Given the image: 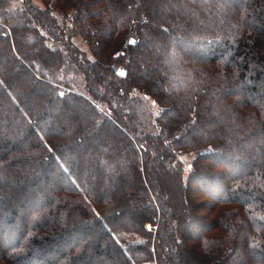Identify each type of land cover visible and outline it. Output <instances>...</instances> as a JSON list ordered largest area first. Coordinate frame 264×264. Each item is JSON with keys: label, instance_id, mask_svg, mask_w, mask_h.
I'll return each instance as SVG.
<instances>
[{"label": "trees", "instance_id": "trees-1", "mask_svg": "<svg viewBox=\"0 0 264 264\" xmlns=\"http://www.w3.org/2000/svg\"><path fill=\"white\" fill-rule=\"evenodd\" d=\"M39 1L0 0V264H264V0Z\"/></svg>", "mask_w": 264, "mask_h": 264}, {"label": "rangeland", "instance_id": "rangeland-1", "mask_svg": "<svg viewBox=\"0 0 264 264\" xmlns=\"http://www.w3.org/2000/svg\"><path fill=\"white\" fill-rule=\"evenodd\" d=\"M36 3L40 5L41 8H44L45 5L42 4L39 0H36ZM67 10L66 12H71L72 10L67 8H53V14H55L56 16L60 17L62 19V14L64 13V11ZM76 42L80 45L83 46V49L86 51L87 56H92V52L89 48V45H86V43L84 44L83 40L80 37H76ZM62 47V46H61ZM63 53H66L65 50H62ZM81 61L84 60L83 56H80ZM85 70L84 69H78V70H74L73 72H70L68 74V77L71 80V84H72V88L82 94H88L87 91V79L85 77L84 74ZM99 84V83H98ZM103 84V83H101ZM99 87H101V85H98ZM61 94L64 93V90H61L60 92ZM99 107L103 110L106 109V104L104 102L101 101V103L98 104ZM158 112V107L156 105V103L150 99V98H145L142 97V101L141 102H137L136 103V113L138 114V121L141 125V127H143V129L145 131H154L155 127H154V123H155V116ZM183 160H188V162L186 163V165L184 166V175L183 178L186 181L187 176H188V172L190 170V165H189V161L190 159H188V156H182ZM123 223H127L125 220V217L122 219ZM151 224H147L146 227L149 230L151 228Z\"/></svg>", "mask_w": 264, "mask_h": 264}, {"label": "water", "instance_id": "water-1", "mask_svg": "<svg viewBox=\"0 0 264 264\" xmlns=\"http://www.w3.org/2000/svg\"><path fill=\"white\" fill-rule=\"evenodd\" d=\"M118 73H119L120 75H121V73H123V75H125V72L122 71V70H119ZM123 75H122V76H123Z\"/></svg>", "mask_w": 264, "mask_h": 264}, {"label": "snow or ice", "instance_id": "snow-or-ice-1", "mask_svg": "<svg viewBox=\"0 0 264 264\" xmlns=\"http://www.w3.org/2000/svg\"><path fill=\"white\" fill-rule=\"evenodd\" d=\"M121 75H123V73H121Z\"/></svg>", "mask_w": 264, "mask_h": 264}]
</instances>
